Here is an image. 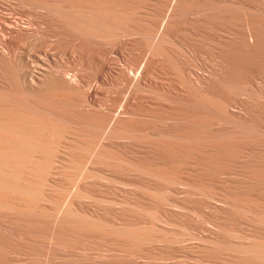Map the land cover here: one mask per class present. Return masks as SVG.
Instances as JSON below:
<instances>
[{"label":"bare ground","instance_id":"6f19581e","mask_svg":"<svg viewBox=\"0 0 264 264\" xmlns=\"http://www.w3.org/2000/svg\"><path fill=\"white\" fill-rule=\"evenodd\" d=\"M0 264H264V0H0Z\"/></svg>","mask_w":264,"mask_h":264}]
</instances>
